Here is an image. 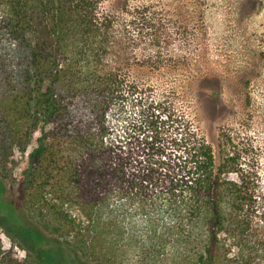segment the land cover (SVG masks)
<instances>
[{
	"label": "trees",
	"instance_id": "trees-1",
	"mask_svg": "<svg viewBox=\"0 0 264 264\" xmlns=\"http://www.w3.org/2000/svg\"><path fill=\"white\" fill-rule=\"evenodd\" d=\"M100 2L0 0V227L12 240L0 237V264H107L98 244L115 194L164 211L171 221H151L150 240L189 247L187 264H264L254 193L225 176L235 158L217 163L189 124L162 141L153 128L173 113L121 73L82 71L74 36H96Z\"/></svg>",
	"mask_w": 264,
	"mask_h": 264
},
{
	"label": "rangeland",
	"instance_id": "rangeland-1",
	"mask_svg": "<svg viewBox=\"0 0 264 264\" xmlns=\"http://www.w3.org/2000/svg\"><path fill=\"white\" fill-rule=\"evenodd\" d=\"M98 11L96 36H74L76 45L83 42L76 57L82 71L91 66L121 73L144 101L154 97L163 114L173 113L175 120L153 128L162 141L189 124L210 143L217 163L235 158L225 176H244L254 193L261 238L256 247L264 258V0H101ZM113 119L123 133L124 118ZM34 146L16 153L17 173ZM109 203L98 244L108 253L107 264H187L189 247L180 254L175 238L150 240L151 221H171L164 211L140 209L116 194ZM159 203L164 206L165 196ZM0 237L11 246L1 227ZM16 249L25 257L24 249Z\"/></svg>",
	"mask_w": 264,
	"mask_h": 264
}]
</instances>
